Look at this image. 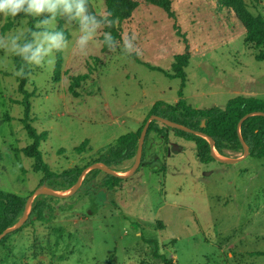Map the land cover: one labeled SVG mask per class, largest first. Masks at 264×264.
I'll return each instance as SVG.
<instances>
[{"label": "rangeland", "instance_id": "obj_1", "mask_svg": "<svg viewBox=\"0 0 264 264\" xmlns=\"http://www.w3.org/2000/svg\"><path fill=\"white\" fill-rule=\"evenodd\" d=\"M89 3L90 11L107 16L104 0ZM245 3L252 16L264 17V0ZM173 10L175 20L141 4L132 20L122 23V36L136 34L140 55L127 56L121 48L105 53L94 43L86 57L71 49L57 53L58 76L56 63L28 65L30 120L61 192L69 186L64 172L95 163L121 136L138 130L156 102H178L181 79L164 73L173 72L175 56L184 52L182 35L190 51L182 89L188 105L224 108L237 96L264 99V46L246 42L231 9L217 0H173ZM21 20L28 27L27 19L0 15V34ZM59 26L74 42L78 23L59 16ZM14 57L0 66V190L28 198L43 173L24 153L31 140L23 126ZM76 77L83 80L72 90ZM162 132L148 135L138 170L114 188L103 186L106 173L92 170L75 195L46 200L45 221L27 220L0 245V264H164L147 238L157 240L171 264H264V159L202 164L194 142L173 130ZM85 140L84 151H77ZM134 160L100 163L126 173Z\"/></svg>", "mask_w": 264, "mask_h": 264}, {"label": "trees", "instance_id": "obj_2", "mask_svg": "<svg viewBox=\"0 0 264 264\" xmlns=\"http://www.w3.org/2000/svg\"><path fill=\"white\" fill-rule=\"evenodd\" d=\"M217 2L226 8L231 9L236 17L242 23L245 33L246 42L252 44L256 47L264 46V17L262 16H252L247 10L245 0H217ZM106 6L107 15L110 13V19L119 18V23L112 27H105L104 31L111 32L117 40H121L122 37V23L129 22L134 17L136 9L141 4H148L156 6L162 9L169 18L176 19L173 10V0H104ZM22 19L29 20L28 27L34 28L37 18L24 17L23 14L19 15ZM58 19V18H57ZM60 21V20H58ZM176 29L177 26L174 25ZM65 32L67 38L68 32L64 30L61 26L57 28ZM10 30V24L3 27L2 31L7 32ZM185 49L180 55L175 56L174 63L172 65V73H164L170 78L181 79V90L178 92L179 100L176 104L171 105L166 102L158 101L156 102L149 114L144 119L141 127L135 132L128 133L121 136L116 144L105 150L103 154L95 163L101 162L105 163H119L122 164L127 160L134 159L136 156L138 140L142 127L146 123L147 119L151 115H157L173 122L179 123L186 126L192 130L200 131L207 136L211 137L215 143V149L221 156H226V151L243 153L242 146L239 142L237 135V126L240 119L253 112H264V99L255 97H245L237 96L229 100L224 108L213 107L208 109H196L187 104L183 98L182 89L186 82V68L188 67L190 60V51L188 42L184 35H182ZM102 51L107 53L109 50L106 46H102ZM14 64L16 70H18L23 62L19 57H14ZM62 64V58L57 57V63L55 68V75L58 76ZM160 71V70H158ZM28 76V65L25 66V75L18 78L19 81V91L23 94L22 105L24 107V117L23 126L26 131L28 138L31 140V144L24 149V153L29 158L34 159V170L36 172H42L43 178L41 184L38 188L46 186L55 191H60L57 189L55 183V178L58 175L53 174L47 164L42 158V153L40 151V144L42 141V136L39 135L34 127L32 126V121L30 120V110L31 94L25 89L26 79ZM83 77H76L72 81L71 89L78 88ZM203 125V126H202ZM173 130L174 133L181 138L187 139L195 143L197 157L202 164H207L209 162L215 161L210 154V147L204 138L201 136L194 135L192 133H187L178 129H173L163 125L162 128L156 126V122L150 123L144 145L146 143L147 137L151 132L162 134L163 130ZM241 134L249 146L250 155L257 159H264V116L255 115L246 119L241 125ZM88 140H85L77 151L82 152L85 146L88 144ZM143 154V153H142ZM142 163V162H141ZM82 170H68L64 172L61 177L69 183V186L63 190H68L77 181ZM107 180H105L103 186L114 188L116 183L120 182V179L107 175ZM84 181L82 184H84ZM91 187V186H90ZM89 187V188H90ZM28 198H22L18 195L4 192L0 190V233L5 229L14 226L20 219L23 213V209ZM46 200H51L45 196H39L35 199L28 220L43 222L45 221V211L49 208L46 205ZM58 200V199H57ZM19 231V230H18ZM15 231L9 235H6L1 241L0 245H3L12 236V234L18 232ZM147 245L150 246L154 255L161 259L164 264H171L164 254L160 253V247L156 239H145Z\"/></svg>", "mask_w": 264, "mask_h": 264}, {"label": "clouds", "instance_id": "obj_3", "mask_svg": "<svg viewBox=\"0 0 264 264\" xmlns=\"http://www.w3.org/2000/svg\"><path fill=\"white\" fill-rule=\"evenodd\" d=\"M20 14L32 18L44 16V19H38L34 28L26 27L21 20L19 26L0 34V52L3 53L0 66L7 67L11 56L19 57L23 62L18 70H14L16 76L23 77L27 65L54 66L56 54L69 49L86 57L94 43L106 46L110 52L121 48L127 56L141 54L135 33L124 34L117 40L111 32H101L105 27L117 25L119 18L110 19V13L107 16L93 13L89 0H0V15L16 18ZM59 16L78 23L79 30L72 33L74 42L64 31L57 29ZM99 35H102V41H97Z\"/></svg>", "mask_w": 264, "mask_h": 264}, {"label": "water", "instance_id": "obj_4", "mask_svg": "<svg viewBox=\"0 0 264 264\" xmlns=\"http://www.w3.org/2000/svg\"><path fill=\"white\" fill-rule=\"evenodd\" d=\"M255 115L264 116V112L248 113V114L244 115L240 119V121L238 123L237 135H238V139H239V142H240V144L242 146V150H243L242 157H240V158H230V157H226V156H221L215 149L214 140L211 137L207 136L206 134H204V133H202L200 131L192 130V129L186 127V126H183V125H181L179 123L173 122V121H171L169 119H166V118H163V117H160V116H157V115H151L147 119V121L144 124V126L142 127V130H141V133H140V137H139V140H138V146H137V151H136L134 164H133L132 168L129 171H127L126 173H119V172H117L115 170L110 169L109 167L105 166L104 164H102L100 162H97V163H93V164L89 165L87 168H85L81 172V174L79 175V177H78L77 181L75 182V184L72 187H70L68 190L64 191V192L55 191V190H53V189H51L49 187H45V186L36 189L28 197V199L26 200L22 216L17 221V223L14 226L7 228V229H5L4 231H2L0 233V241L6 235H9V234H11V233H13L15 231H18L19 229H21L23 227V225L28 220L32 205H33V203H34V201H35V199L37 197L45 196V197L52 198V199H67V198L75 195L78 192V190L82 186V182H83V180L85 178V175L89 171L100 170V171L106 173L107 175L115 177V178L120 179V180H125V179H128L131 176H133L136 173V171L138 170V168H139V166L141 164L142 153H143V145H144V142H145V138H146L150 123L153 122V121L160 122L161 124H163V125H165L167 127L173 128V129H178V130H181V131H184V132H187V133H192L194 135L201 136L202 138L207 140V142L209 144V147H210L211 157L215 161H217L219 163H222V164H236V163L242 162L243 160L248 158L249 155H250L249 146L246 144V142L244 141V139L242 137V134H241V125L246 119H248L249 117L255 116Z\"/></svg>", "mask_w": 264, "mask_h": 264}]
</instances>
